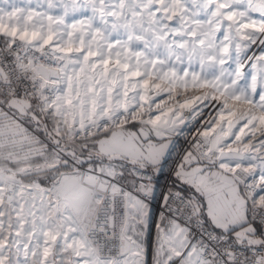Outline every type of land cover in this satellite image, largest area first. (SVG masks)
<instances>
[{"label": "snow or ice", "instance_id": "1", "mask_svg": "<svg viewBox=\"0 0 264 264\" xmlns=\"http://www.w3.org/2000/svg\"><path fill=\"white\" fill-rule=\"evenodd\" d=\"M0 264H264V0H0Z\"/></svg>", "mask_w": 264, "mask_h": 264}, {"label": "built area", "instance_id": "2", "mask_svg": "<svg viewBox=\"0 0 264 264\" xmlns=\"http://www.w3.org/2000/svg\"><path fill=\"white\" fill-rule=\"evenodd\" d=\"M162 183H163V181H162Z\"/></svg>", "mask_w": 264, "mask_h": 264}]
</instances>
